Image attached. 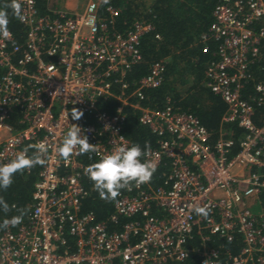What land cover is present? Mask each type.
Returning a JSON list of instances; mask_svg holds the SVG:
<instances>
[{
  "label": "built area",
  "instance_id": "1",
  "mask_svg": "<svg viewBox=\"0 0 264 264\" xmlns=\"http://www.w3.org/2000/svg\"><path fill=\"white\" fill-rule=\"evenodd\" d=\"M39 1L21 0L22 43L13 34L0 37V164L31 144L46 141L49 148L46 163L33 167L26 223L0 228V264H169L191 256L198 264H218V249L208 245L214 237L241 240L236 254L225 252L228 264H264V79L252 73L264 60V0H221L201 37L216 43L204 84L226 106L222 123L243 131L235 154L233 139L222 133L211 145L199 120L169 100L162 109L142 105L145 91L161 85L164 61L139 80H125L142 60L139 45L150 24L136 19L116 31L120 10L112 0H83L77 10L47 4L45 13ZM249 81L255 95L247 100ZM257 108L263 110L259 125ZM73 109L83 112L81 119H72ZM126 110L158 137L147 159L156 162V172L166 170L158 186L151 179L122 190L110 217L99 222L81 211L90 180L84 169L132 146L123 131ZM72 124L97 151L65 161L58 148ZM195 206H207L208 216L197 215ZM120 218L126 222L118 229ZM195 236L199 246L192 244Z\"/></svg>",
  "mask_w": 264,
  "mask_h": 264
},
{
  "label": "trees",
  "instance_id": "2",
  "mask_svg": "<svg viewBox=\"0 0 264 264\" xmlns=\"http://www.w3.org/2000/svg\"><path fill=\"white\" fill-rule=\"evenodd\" d=\"M220 1L154 0L148 7L141 0H112L113 6L120 10L119 16L115 19L114 28L118 32H124L136 19H142L152 27L141 38L139 49L142 60L126 73L125 80L127 82L139 80L146 75L152 63L161 60L165 62L161 85L145 91L142 105L152 109H162L169 100L175 109L193 114L199 120L210 133L211 145L219 139L222 133L233 139L235 146L232 150L235 154L243 131L236 124L222 123L226 106L204 84L205 69L209 63L216 59L214 56L216 43L213 40L203 43L201 37L208 32L213 21V10ZM9 3L10 0H0V9H4ZM38 8L41 13H45L47 1L40 0ZM7 11L10 20L9 30L15 41L22 43L25 36L24 27L13 16L10 8ZM101 12H103V8ZM205 46L208 48L207 51H204ZM262 53L264 57V48ZM262 67L264 68V60L252 67L253 77L257 81L264 79ZM1 75L2 69L0 68ZM253 85L254 81H249L246 84L244 95L247 100L255 95ZM112 108L107 107L106 109L112 111ZM126 113L127 118L123 131L131 144H139L143 148L148 142L151 148H156L158 137L138 122L136 113L130 110H126ZM256 114V124L259 125L258 116L261 117L263 110L257 108ZM165 170L163 168L154 173L152 181L155 186L162 182L160 177ZM262 170L264 172V167ZM36 179V169L33 168L30 172L24 170L22 173L14 175L11 187L7 190L0 189V197H3L10 207L7 213L0 207V224L5 219L10 220L22 212V223L10 227L16 229L26 223L33 203L32 194ZM85 187L89 193L81 201V211L83 213L92 212L99 222L107 221L113 212L114 201L101 199L91 180H86ZM124 222L126 219L120 218L117 228L119 229L120 224L122 225ZM108 224L113 226L112 229L116 228V225ZM214 238L215 240L212 238L208 245L218 249V264H228L225 252L230 251L232 254H236L241 247V240L237 237L234 241L227 242L224 239ZM199 243L195 236L192 241L193 246H199ZM115 264L121 263L116 261ZM169 264H198V262L195 256H191L184 261H171Z\"/></svg>",
  "mask_w": 264,
  "mask_h": 264
},
{
  "label": "clouds",
  "instance_id": "3",
  "mask_svg": "<svg viewBox=\"0 0 264 264\" xmlns=\"http://www.w3.org/2000/svg\"><path fill=\"white\" fill-rule=\"evenodd\" d=\"M103 3H109V0H102ZM12 10L13 16L24 22L26 20L23 14L21 0H10L4 9H0V37L5 40L11 39L12 33L9 30V15L7 9ZM83 112L73 109L71 117L73 120H79ZM32 155H29V150ZM49 151L46 141L31 144L18 152L14 159L6 164H0V189L7 190L13 184V177L17 173H22L26 169H31L37 165L46 163L47 153ZM97 151V146L89 142L80 126L72 124L63 138L58 148V154L67 161L73 155H83ZM151 156V145L146 142L141 148L139 144L132 146H121L112 153L104 155L98 162L92 163L84 169L85 175L93 182L94 189L99 193L101 199L115 201L120 196L122 190L130 191L135 185L139 187L142 184L151 181L156 172L157 164L154 160L147 159ZM142 158L143 159L142 161ZM0 207L7 213L10 210L9 205L3 197H0ZM197 215L207 217L209 210L207 206H195L193 208ZM23 221V212L20 215L5 219L0 228L16 226ZM207 264V261H205Z\"/></svg>",
  "mask_w": 264,
  "mask_h": 264
},
{
  "label": "crops",
  "instance_id": "4",
  "mask_svg": "<svg viewBox=\"0 0 264 264\" xmlns=\"http://www.w3.org/2000/svg\"><path fill=\"white\" fill-rule=\"evenodd\" d=\"M153 1L154 0H146L148 7L151 6ZM47 4L49 6L57 5L60 8L77 10L80 9L81 5L83 4V0H49Z\"/></svg>",
  "mask_w": 264,
  "mask_h": 264
},
{
  "label": "rangeland",
  "instance_id": "5",
  "mask_svg": "<svg viewBox=\"0 0 264 264\" xmlns=\"http://www.w3.org/2000/svg\"><path fill=\"white\" fill-rule=\"evenodd\" d=\"M137 1H139V0H137ZM141 1H142L143 4L147 5L146 0H141Z\"/></svg>",
  "mask_w": 264,
  "mask_h": 264
}]
</instances>
